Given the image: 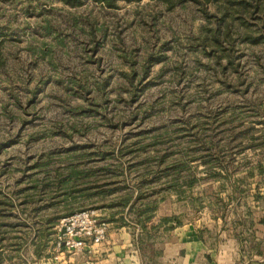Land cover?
I'll return each instance as SVG.
<instances>
[{"label": "rangeland", "instance_id": "374dc122", "mask_svg": "<svg viewBox=\"0 0 264 264\" xmlns=\"http://www.w3.org/2000/svg\"><path fill=\"white\" fill-rule=\"evenodd\" d=\"M211 20L188 0H0L13 33L0 65V264L54 257L61 218L94 209L109 223L121 207L107 205L128 191L148 197L127 219L152 199L168 213L193 210L194 196L223 217L264 216V41L246 43L231 20L233 52H210L201 33ZM145 62L147 76L127 82L128 64ZM171 162L196 179L190 198L166 187L170 176L149 181Z\"/></svg>", "mask_w": 264, "mask_h": 264}, {"label": "crops", "instance_id": "0c3cea01", "mask_svg": "<svg viewBox=\"0 0 264 264\" xmlns=\"http://www.w3.org/2000/svg\"><path fill=\"white\" fill-rule=\"evenodd\" d=\"M128 208L123 220L109 218L101 242H89L75 254L34 259L37 264H264V223L258 210L248 220L239 210L223 217L196 203L193 210L168 213L159 206L127 219Z\"/></svg>", "mask_w": 264, "mask_h": 264}, {"label": "trees", "instance_id": "16d2710c", "mask_svg": "<svg viewBox=\"0 0 264 264\" xmlns=\"http://www.w3.org/2000/svg\"><path fill=\"white\" fill-rule=\"evenodd\" d=\"M86 0H61V2L69 7H77L85 3ZM95 2H99L102 5H104L107 8H116L118 6L119 0H93ZM129 1H139V0H129ZM160 2L164 3L167 8H171L175 4H178L179 2H183L186 0H159ZM191 1V3L195 6V8L201 11L204 18L207 20H211L214 22V26L212 28H206L205 25L202 28V45L206 42L207 45L210 46V52L212 51H218V49H227L228 52L232 50L233 52V39L231 38L232 35H230V24L231 20L235 22L236 24L235 31L238 35H240L241 39H243L246 43H254L257 41H264V0H188ZM213 4L215 6L214 12H210L207 8V4ZM258 19L262 23V28L254 34L253 27L255 26L254 20ZM233 26V27H234ZM49 24L48 21L42 25V31L44 34H50L54 35L55 32ZM12 31V30H11ZM10 31L9 27H6V25L0 24V65H2L3 62V52H2V45L9 40L10 35L13 33ZM58 42L61 43V40L58 39ZM225 46V47H224ZM50 49L45 50L42 46L40 48L35 47L34 52H38L41 55H46V52H50ZM229 62L232 64L233 56L227 54ZM129 71L124 73V77L127 79V82L130 84H133V78L140 75L141 77H145L148 74V63H143L139 68H136L134 66V63H129ZM69 82H75L76 78H73L69 76L68 78ZM75 79V80H74ZM72 110H75V112H82L84 111L83 108H77L74 107ZM102 157H105V152L101 153ZM165 154L156 156V165H161L163 158ZM203 158V161L206 163V157L200 156L195 157L194 159H200ZM217 160V158H213ZM212 166V165H211ZM210 166V168H211ZM183 163H168L166 166H163V168L158 170H151L150 172L153 177L149 179L155 180L157 178H161L163 176H170L172 178V181L170 184L167 183L166 187H173L176 191V194L179 198H190L189 194L186 192L188 190H191V188L194 186V182L196 179L193 176H188L185 173H182L183 170ZM208 166H206V171L208 169ZM249 171V170H248ZM262 170L260 169V172ZM68 176H78L82 173V170L79 169H73L70 168L68 172ZM218 174V173H216ZM143 180V179H142ZM142 182V181H141ZM182 186H185V189L182 188ZM126 187V186H124ZM237 186H234V191L237 190ZM240 190V189H239ZM238 190V191H239ZM128 191V190H127ZM113 192V190L109 189L108 194ZM97 193V192H96ZM152 194V193H150ZM118 200L115 203L108 204V207H114L120 206V210L116 212L108 213L109 217L114 219V217H118L117 219L123 220V212L124 208L126 206H133L134 201L141 200L144 197H148L147 192L138 191V193L130 194V192H125L121 196H117ZM185 198V199H186ZM193 202L198 203L199 206H201V197L200 196H194ZM156 199L147 200L145 202H142L137 212L140 215H145L148 212L154 210L156 208ZM194 207V203L192 204ZM106 207H103L105 209ZM249 212H252L250 210ZM126 213H128L126 211ZM121 214V215H120ZM252 214V213H250ZM251 220V219H250ZM110 221V220H109ZM259 221L264 223V216L259 218ZM52 225V224H51Z\"/></svg>", "mask_w": 264, "mask_h": 264}, {"label": "built area", "instance_id": "2783aa9c", "mask_svg": "<svg viewBox=\"0 0 264 264\" xmlns=\"http://www.w3.org/2000/svg\"><path fill=\"white\" fill-rule=\"evenodd\" d=\"M109 223L99 218L94 209H82L60 220L57 240L54 243L56 253L75 254L81 252L90 242H101L108 231Z\"/></svg>", "mask_w": 264, "mask_h": 264}]
</instances>
